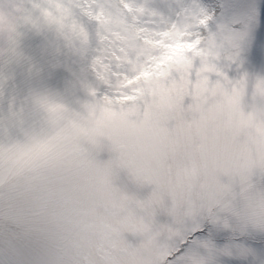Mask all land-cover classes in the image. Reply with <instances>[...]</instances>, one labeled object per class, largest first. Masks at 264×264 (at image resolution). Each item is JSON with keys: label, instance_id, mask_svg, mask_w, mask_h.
I'll use <instances>...</instances> for the list:
<instances>
[{"label": "clouds", "instance_id": "obj_1", "mask_svg": "<svg viewBox=\"0 0 264 264\" xmlns=\"http://www.w3.org/2000/svg\"><path fill=\"white\" fill-rule=\"evenodd\" d=\"M0 264H264V0H0Z\"/></svg>", "mask_w": 264, "mask_h": 264}]
</instances>
